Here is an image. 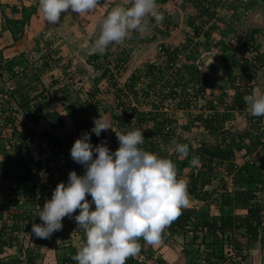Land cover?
I'll return each instance as SVG.
<instances>
[{
    "label": "crops",
    "instance_id": "0c3cea01",
    "mask_svg": "<svg viewBox=\"0 0 264 264\" xmlns=\"http://www.w3.org/2000/svg\"><path fill=\"white\" fill-rule=\"evenodd\" d=\"M221 1L157 0L156 10L164 19L157 23L152 17L145 18L144 35L134 48L130 67L117 84H112L116 91L108 96L111 112L106 110L103 114L113 130L119 131L132 116L130 112H136L135 106L139 110L144 108L146 111L137 118L140 124L137 129L145 137L141 147L149 151L150 145V152L156 153L157 148L152 146L161 137L164 110L148 108L141 93L130 91L142 78L147 85L156 84L158 44L176 52L193 48L190 75L202 81L203 112L211 114L205 118L206 122L227 117L225 129L231 128L241 136V142L224 145V150L235 154V169L230 172L228 164L219 165L211 182L203 184L199 179L197 188L194 178L205 173L204 162L199 159L193 165L191 160L198 157L197 148L203 141L215 137L206 130L205 122L198 134L193 133L188 139L183 136L186 138L179 142L189 145L191 158L182 161L178 156L180 160L176 161L175 144L158 153L162 158L173 159L178 178L187 181L188 192L194 191L189 194L188 207L164 230L161 243L148 245L141 239L147 253L157 255L164 264H264V149L256 133L246 134L254 126L259 138L264 137V116H252L246 103L242 111L229 108L243 89L235 85L239 76L252 86L250 94L264 92V0H232L237 4L231 6L233 11L219 12V4L227 5ZM117 5L128 7L130 0H101L94 11L84 16L71 10L62 12L60 21L50 25L39 11V0H0V58L13 74L17 99L24 108L28 107L29 99L46 95L36 116L43 135L52 142L70 135L72 127L84 116L86 104L73 88L80 83L91 86L98 74L95 63L110 55L107 51L101 54L90 49L100 34L98 25ZM213 16L218 20L212 21ZM256 35L260 36L255 38ZM252 36L256 46L253 57L242 49L245 40ZM242 58L259 62L253 80L242 66ZM209 59L221 66L218 77L209 74ZM27 133L7 127L3 130L4 141L0 142V264H76L72 257L84 242V232L77 231L74 219L65 217L62 230L48 239L31 233L32 224L41 223L35 217L38 206L42 208L51 199L53 190L46 194L38 186L33 159L25 152ZM105 134L110 150H117L115 132L109 129ZM58 163L66 166L68 173L83 174L82 166L70 158H60ZM244 165H252L251 174L256 182L250 186L235 179ZM248 189L253 191L254 199L244 195L240 201L236 200L238 192ZM247 204L259 208L258 213L253 214ZM224 222L228 225L226 229L221 226ZM208 223H215L216 227L210 228ZM258 223L261 224L258 239L252 242L247 228ZM126 264L134 262L128 259Z\"/></svg>",
    "mask_w": 264,
    "mask_h": 264
},
{
    "label": "clouds",
    "instance_id": "9594fccd",
    "mask_svg": "<svg viewBox=\"0 0 264 264\" xmlns=\"http://www.w3.org/2000/svg\"><path fill=\"white\" fill-rule=\"evenodd\" d=\"M101 0H39L45 22L55 25L61 13L71 10L79 16L94 11ZM157 0H130V6H115L98 25L99 36L91 51L104 53L109 45H121L134 31L145 30L146 17L163 21ZM247 111L264 116V92L244 97ZM90 133L115 132L119 147L112 151L106 142L93 145L91 134L84 132L70 149L71 159L82 166L83 174L71 171L67 182L59 183L51 199L38 206L31 233L50 238L63 228V219H74L84 242L72 259L76 264H126L142 251L140 240L148 245L162 242L164 230L189 205L187 181L178 178L176 164L168 158L144 150V132L114 131L106 118L94 119ZM174 151L187 156L188 144L175 142ZM191 163H199L193 156ZM87 196L91 200L86 199ZM94 206V210L93 209ZM79 210V214L74 213ZM35 217L33 219H35Z\"/></svg>",
    "mask_w": 264,
    "mask_h": 264
},
{
    "label": "rangeland",
    "instance_id": "374dc122",
    "mask_svg": "<svg viewBox=\"0 0 264 264\" xmlns=\"http://www.w3.org/2000/svg\"><path fill=\"white\" fill-rule=\"evenodd\" d=\"M223 1L225 3H227L230 10H232L231 6L235 7L237 5L232 0H223ZM213 20H214V16H213L212 21ZM142 35H144L143 31H134L131 33L130 38L127 39L123 44H121V45H116V44L109 45V47L107 49V53H110V55L108 56V58H105V59L99 58L100 60L97 61L94 65L95 69H96V73H98V74H95L96 79L94 80L95 82L93 84H90L91 86H87V85H84L82 83H80L79 85L77 83H76L77 85L74 84L76 87L78 86V88H73V87L72 88L75 91L79 92V94L81 95L83 103L86 104L84 116L81 119V121H79V123H77L76 125L80 124V127H87L89 124L87 121L90 118L92 120L99 118V116L101 118H104L103 114L104 113L106 114V110H109V111L111 110V107L109 106L110 104H108V102H109L108 96L112 92L116 91V89L114 90V88H116V87H115V85H111L108 83H109V77L112 78L113 73L116 72L117 63L120 60L116 51L122 50L124 52H120V53H123L125 56H127V60H126L127 64H126V69H125L127 71L131 65V56H132V53L134 51V48H135L136 44L138 43L140 36H142ZM159 46L166 49V52L168 53V57L170 59H172V57H175L177 54H179L181 56V59L182 58L184 59L185 62L183 64L182 71L185 72V76L183 77V80L186 82L190 81L191 83H193L195 85V88L197 89L196 90L197 94L192 95L191 92L187 91V87L190 86V85H188L189 83H187V86L182 85L180 83L176 84L175 85L176 91H174L173 90L174 86H173V82L171 79H169L165 83H159V84L153 83V84H148V85L146 84V86L144 88V92L141 93L140 97L145 98L147 100V107L148 108L154 107V109H157V110H160V109L164 110V112H163L164 116L162 118H164L163 120L165 121V126H163V128H162L161 137H159L160 139L155 141L153 143L154 145L152 146V147L155 146L157 148V151L155 154H157L158 156H159L158 153L164 152L165 150H167V148H169V149L172 148L171 145L172 146L174 145V141L175 142L178 141V143H179V142H182L186 137L188 139V136L192 135L193 133H194V135L198 134V129L203 126V123L206 121L208 115H211L210 112H208V113L203 112L204 107H203L202 103H203V100L205 99L204 93L202 91L203 86H201V88L199 89V82L202 84V81L199 80L200 78H197L198 80H195L194 76L190 75L191 74L190 66H192V63H193V62H191V56L194 54L193 48H188L186 50H182L181 52H176V51L171 50L170 48L168 49L166 46H164L162 44H158L156 46L157 51H158ZM158 54H159V51H158ZM255 54H256V52H255ZM0 59L2 61H4L2 58H0ZM159 60H160V54H159V58H158V63H159ZM126 71L124 72V74L126 73ZM124 74H122V75H124ZM155 76H157V72H156ZM241 79L242 78H240V76L238 78H236V81H235L236 86L239 87V86L247 85ZM118 80H119V78L117 79V82H118ZM70 81H72V80H70ZM16 86H17V84H16ZM136 89H137V86L135 89H133L130 92H133V94H134V91H136ZM192 89H193V91H195L194 87ZM199 90H200V93H198ZM145 93H148V95L146 96ZM16 94H17V90H16ZM199 94H201V96H198ZM40 95H42V94H40ZM195 97H197V98L195 99ZM44 98H46V96ZM228 101H230V100L228 99ZM39 107H42V106H39ZM39 107L37 108V110L40 109ZM135 108H136V112H130L132 114V116L126 120L125 125H122L123 127L120 128V130L118 128V130L120 132L122 131V132L126 133L127 131L137 129L140 126V124L138 123V120H137L138 115L141 112L146 111V110H143L144 108H142V110H139V108L137 106H135ZM112 109H113V107H112ZM165 109H168V111H166ZM110 112H109V114H110ZM154 112H156V111H154ZM160 114H162V113L160 112ZM200 117H202V118H200ZM76 125H74L72 127L71 132L75 131ZM137 125H138V127H137ZM168 127H170V129H171V131H170L171 133L166 131ZM83 129H86V128H83ZM91 129H92L91 127H88V131H90ZM101 136H103L102 142H106L108 145L109 143H108L105 131H103L101 133ZM170 136H172V138H170ZM183 136H186V137H183ZM65 137H63L59 140L61 141ZM214 138L211 136V138H208V140H211ZM116 139H117V137H116ZM164 148H166V149L164 150ZM261 148L264 149V146L261 145ZM150 149H151V146L149 145V151H150ZM144 150H147V149L144 148ZM166 155L167 154H164V157H166ZM178 156H179L178 154L174 155L176 161H178L179 157H181V156H179V157ZM188 158H191V155L183 156V157H181V160L184 161ZM171 160L173 161V159H171ZM57 164H60V163H55L52 165L57 166Z\"/></svg>",
    "mask_w": 264,
    "mask_h": 264
},
{
    "label": "built area",
    "instance_id": "2783aa9c",
    "mask_svg": "<svg viewBox=\"0 0 264 264\" xmlns=\"http://www.w3.org/2000/svg\"><path fill=\"white\" fill-rule=\"evenodd\" d=\"M217 9L219 12L222 10L230 11V8L223 4H219ZM214 20L217 21L218 19L215 18ZM260 35H262V33ZM260 35H256L255 38ZM254 47L255 42H250L248 45V53L252 54L251 57H253L256 52ZM158 51L160 54V60L157 66V81H155V83H165L171 79L173 82L174 91H176V84L180 83L187 86V83H189L188 85L190 86L187 87V91L191 92L192 95H196L197 89L195 88V85L190 81L186 82L183 80V77L185 76V72L182 71L183 64L185 62L184 59H181L179 54L170 59L166 49L160 46L158 47ZM120 52L124 51H116L120 60L117 63L116 72L113 73V79L109 77L108 84L111 85L115 82L117 84V79L126 71L127 56ZM252 63L257 64L255 59H253ZM164 73L167 75L166 77L164 76ZM13 78V74L8 70L5 62L0 59V142L4 141L3 130L7 127H15L17 129L26 131V133L28 132L25 152L28 154L27 156L33 159L38 186L44 191V193L46 191V194H50L51 190H54L56 185L61 182L66 183L69 175L66 166L61 164L53 166L52 164L58 163V159L60 158L71 159L70 149L73 146L75 140L80 138L84 132L90 133V131H88V127H94V120L90 118L87 121L89 123L87 127H80V124L76 125L75 131L71 132L69 136L62 139L61 141L58 140L55 143H50L48 137L42 136L40 122L36 116L37 108L44 103V97L46 95H39L30 99L28 107L24 108L17 99V86ZM136 86L137 92H144L146 84L144 83L143 78L137 83ZM201 86L202 84L199 82V89ZM193 87L195 91H193ZM198 93H200V90ZM198 96H201V94ZM196 98L197 97H195V99ZM166 131L170 132V127H168ZM90 134L93 145H97L102 142L103 136L100 135V137H97L94 133ZM261 145L264 146V137L261 139ZM19 185L20 184H16L15 187L19 188ZM86 199L91 200V197L87 196ZM92 210H94V206ZM76 214H79V210L74 213V215ZM139 242L142 248L141 253L135 258H129L134 262V264H164L157 255H149L145 250L142 241L140 240ZM23 256L26 257L25 252H23ZM26 263L28 264V262Z\"/></svg>",
    "mask_w": 264,
    "mask_h": 264
},
{
    "label": "trees",
    "instance_id": "16d2710c",
    "mask_svg": "<svg viewBox=\"0 0 264 264\" xmlns=\"http://www.w3.org/2000/svg\"><path fill=\"white\" fill-rule=\"evenodd\" d=\"M252 40L254 41V37H250L249 40H245V43L242 45V49L243 51H247L248 52V48L247 46L249 45L250 41L252 42ZM256 47V46H255ZM254 47V48H255ZM256 61V60H255ZM257 64H253L252 61H249L247 58H242V66H244V68L246 67L248 69V76L250 80L254 79V75L256 74V72L259 70V62L256 61ZM243 87V89L239 90L238 92V96L235 100V103L232 104L229 108L230 110H238V111H242L244 108V97L246 95H249L251 93V89L252 86L250 84L246 85V86H240ZM257 118V117H255ZM227 120V117H223L221 120H211V121H205L204 123V127L206 128V130H209V132H213V134L215 135V139H211L208 141H203L199 147L197 148V155L199 157V159L201 161L204 162L203 167L205 169V173L200 175H196L194 178V188H197V181L199 179H201V181L203 182V184H208L211 182V180L214 177V172L216 170V168L219 165H223V164H228V168L229 171L232 172L235 169V163H234V157L235 154L232 151L229 150H224V145L225 144H230L232 143V141L234 142H241V136H239L238 134H234L232 129H225V122ZM216 122V125H214ZM162 128L163 126H165V121H163L162 123ZM162 132V129H161ZM255 134L257 138L259 139V143L261 142V139L263 138V136H261V138H259V133L258 130L252 126V128H250V131L246 132L247 136H249L250 134ZM244 134V135H246ZM43 137H47L45 135H43ZM246 136V137H247ZM49 138V137H48ZM172 138V136L170 137ZM49 142L50 143H55L52 142L51 138H49ZM252 166V165H251ZM250 165H244L243 167L240 168V170L238 171L237 175H235V179L236 182L238 183H247V185H251L252 183L256 182V179L254 178V175L251 174V167ZM20 184V183H19ZM253 191L248 189L247 191H241L238 192L236 194V200L240 201L242 199V196L244 195H248V199L252 200L254 199V195L252 193ZM194 191L190 190L189 194H193ZM247 199V198H246ZM252 202V201H250ZM247 207L249 208V210L255 214L256 212L258 213L257 209L259 210V208H257L256 206L252 205V204H247ZM206 223H203V226H206ZM208 226L210 228H215L216 224L214 223H208ZM222 229H226L227 222L221 225ZM260 226L261 224H256V225H249L248 226V232L251 235V241L252 242H256L258 239V234H259V230H260Z\"/></svg>",
    "mask_w": 264,
    "mask_h": 264
},
{
    "label": "water",
    "instance_id": "95a60500",
    "mask_svg": "<svg viewBox=\"0 0 264 264\" xmlns=\"http://www.w3.org/2000/svg\"><path fill=\"white\" fill-rule=\"evenodd\" d=\"M207 69L209 74L213 77H218L221 73V66L213 59L208 60Z\"/></svg>",
    "mask_w": 264,
    "mask_h": 264
}]
</instances>
